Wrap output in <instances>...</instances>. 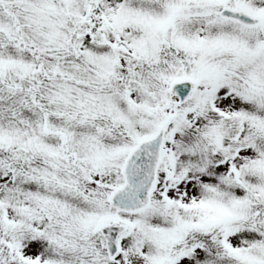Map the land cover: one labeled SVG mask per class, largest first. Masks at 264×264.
Here are the masks:
<instances>
[{
	"label": "snow or ice",
	"instance_id": "6c2138e0",
	"mask_svg": "<svg viewBox=\"0 0 264 264\" xmlns=\"http://www.w3.org/2000/svg\"><path fill=\"white\" fill-rule=\"evenodd\" d=\"M0 264H264V0H0Z\"/></svg>",
	"mask_w": 264,
	"mask_h": 264
}]
</instances>
